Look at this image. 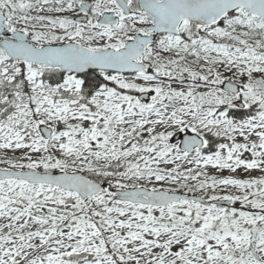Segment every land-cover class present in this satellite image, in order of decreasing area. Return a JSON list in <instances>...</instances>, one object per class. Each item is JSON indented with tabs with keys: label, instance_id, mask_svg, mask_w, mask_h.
I'll use <instances>...</instances> for the list:
<instances>
[{
	"label": "snow or ice",
	"instance_id": "6c2138e0",
	"mask_svg": "<svg viewBox=\"0 0 264 264\" xmlns=\"http://www.w3.org/2000/svg\"><path fill=\"white\" fill-rule=\"evenodd\" d=\"M0 264H264V0H0Z\"/></svg>",
	"mask_w": 264,
	"mask_h": 264
}]
</instances>
